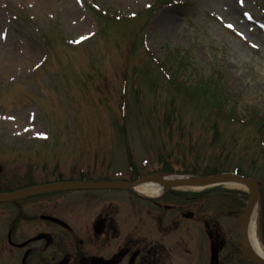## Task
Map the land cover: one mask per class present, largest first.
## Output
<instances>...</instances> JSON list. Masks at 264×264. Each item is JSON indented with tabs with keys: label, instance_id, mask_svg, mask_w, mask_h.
Masks as SVG:
<instances>
[{
	"label": "rangeland",
	"instance_id": "374dc122",
	"mask_svg": "<svg viewBox=\"0 0 264 264\" xmlns=\"http://www.w3.org/2000/svg\"><path fill=\"white\" fill-rule=\"evenodd\" d=\"M18 154L263 178L264 0H0V160ZM198 191L239 227L246 187Z\"/></svg>",
	"mask_w": 264,
	"mask_h": 264
},
{
	"label": "flooded vegetation",
	"instance_id": "af4514ba",
	"mask_svg": "<svg viewBox=\"0 0 264 264\" xmlns=\"http://www.w3.org/2000/svg\"><path fill=\"white\" fill-rule=\"evenodd\" d=\"M0 162V264H259L246 252L240 224L204 214L192 187L163 181L181 169L46 168L31 154ZM151 175L163 180L138 182ZM73 181L131 186L53 187ZM148 184L159 190L138 189ZM256 241L264 250L262 217Z\"/></svg>",
	"mask_w": 264,
	"mask_h": 264
},
{
	"label": "water",
	"instance_id": "95a60500",
	"mask_svg": "<svg viewBox=\"0 0 264 264\" xmlns=\"http://www.w3.org/2000/svg\"><path fill=\"white\" fill-rule=\"evenodd\" d=\"M153 178H156L155 176H152ZM149 178V177H148ZM139 181H144L145 179ZM160 180H163L162 178H159ZM167 183V185L172 186L176 184H212V183H224V182H238L245 186H247L250 191V199L246 208V211L243 216V223H242V235H243V241L246 248V251L252 256L257 262L260 264H264V257L260 256L252 247L248 240V227L250 223V218L253 213V210L256 208V206L260 203V190L258 187V184L253 181L252 179L235 174V173H224V174H217V175H209V176H201V177H189L187 179H174V180H163ZM133 185V184H132ZM66 187V186H72V187H82V186H103V187H126L131 186L129 183L124 182H70V183H61L55 185V187ZM41 190V189H39ZM0 197H4V195H0Z\"/></svg>",
	"mask_w": 264,
	"mask_h": 264
},
{
	"label": "bare ground",
	"instance_id": "6f19581e",
	"mask_svg": "<svg viewBox=\"0 0 264 264\" xmlns=\"http://www.w3.org/2000/svg\"><path fill=\"white\" fill-rule=\"evenodd\" d=\"M227 184H229L232 187H240L241 185L239 183L236 182H228ZM138 189L146 194H152V193H156L157 190H159V187H157L155 184H148V185H141L138 187ZM194 189H200V187H194ZM257 215H258V206L253 210L252 213V220L250 223V238L252 241V244L254 246V248L264 256V250L260 247V245L257 243L256 241V219H257Z\"/></svg>",
	"mask_w": 264,
	"mask_h": 264
},
{
	"label": "trees",
	"instance_id": "16d2710c",
	"mask_svg": "<svg viewBox=\"0 0 264 264\" xmlns=\"http://www.w3.org/2000/svg\"><path fill=\"white\" fill-rule=\"evenodd\" d=\"M212 82V81H211ZM218 82H215V84L214 85H216ZM213 84H210V86H212ZM222 85V84H221ZM211 88V87H210ZM209 89V88H208ZM221 92H222V89H220V88H218V89H216V91L213 93L216 97H217V99L219 100V101H224V96L223 97H219L217 94H221Z\"/></svg>",
	"mask_w": 264,
	"mask_h": 264
}]
</instances>
